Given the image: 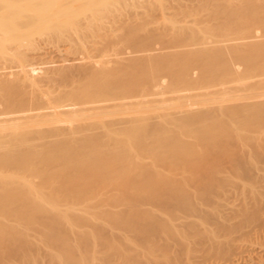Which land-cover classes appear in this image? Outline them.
I'll return each instance as SVG.
<instances>
[{
	"label": "bare ground",
	"instance_id": "1",
	"mask_svg": "<svg viewBox=\"0 0 264 264\" xmlns=\"http://www.w3.org/2000/svg\"><path fill=\"white\" fill-rule=\"evenodd\" d=\"M232 80L235 87L227 85ZM187 83L197 84L195 92L181 94ZM160 101L172 111H161ZM151 108L171 115L165 122L175 133L166 125L153 133L162 121ZM230 122H239L234 138ZM176 128L192 139L182 142ZM260 129L264 0H0V264L30 257L41 243L57 250L39 255L59 264H174L185 250L175 234L179 212L186 239L225 238V216L215 229L198 226L221 212L217 198L224 201L231 187V169L249 162L264 172V138L250 144ZM140 152L149 160L137 165ZM243 174L239 180H253ZM177 176L186 183L174 187ZM112 186L124 208L116 212H123L107 213L114 231L93 226L91 244L82 231L68 237L60 211L47 209L68 205L71 196L86 208L93 196L107 202ZM31 222L40 228L15 236ZM244 264H264V253Z\"/></svg>",
	"mask_w": 264,
	"mask_h": 264
},
{
	"label": "rangeland",
	"instance_id": "2",
	"mask_svg": "<svg viewBox=\"0 0 264 264\" xmlns=\"http://www.w3.org/2000/svg\"><path fill=\"white\" fill-rule=\"evenodd\" d=\"M257 31V32H256ZM254 33L256 32V34L258 33H260V30L258 29V30H254L253 31ZM247 33H249V32H247ZM210 40V39H209ZM208 40V41H209ZM235 81V80H234ZM234 81L232 80V82H227V85L228 86H233V85H237V83H234ZM229 83V84H228ZM190 83H187V84H185V85H183V88L185 89H182V92H181V94H183V93H185V94H192V93H194L195 91H194V88L197 86V84H196V86L194 85V84H191L190 86H188ZM226 84H225V86H227ZM189 87L188 89H187V87ZM195 86V87H194ZM235 86H233V87H235ZM186 87V88H185ZM193 88V90H191L192 88ZM199 87V86H198ZM211 88V87H210ZM213 88V87H212ZM229 88H231V87H229ZM196 89V88H195ZM198 89V88H197ZM208 89V88H207ZM208 91V90H207ZM209 91H210V89H209ZM249 90H247V92H248ZM252 91H254V90H250V92L252 93ZM241 94H242V92H240ZM245 93V92H244ZM166 95H168V97H169V95L170 94H166ZM166 95H164V96H166ZM153 97H156V98H160V97H157V96H153ZM201 98H204V97H201ZM160 102H162V101H160ZM163 104H166L167 102H162ZM163 104H161V105H163ZM157 105V104H156ZM158 106V105H157ZM159 106H160V104H159ZM158 106V107H159ZM163 106H165V109H164V107L162 108V110L160 109V108H158L159 110H161V111H163L164 113H165V110H166V108H170L167 104L166 105H163ZM166 106H168V107H166ZM160 107H162V106H160ZM164 109V110H163ZM167 109V110H168ZM152 110H154L153 108H151V110H149V111H152ZM166 110V111H167ZM148 111V112H149ZM161 111H156V110H154V113H153V111L152 112H150V115H152V114H157V115H159L158 116V119L159 120H157V121H162L161 122V124H163V126L159 123V124H157L156 122H154L155 123V126H156V129H157V127H158V129H157V131H156V129H154L153 130V133L155 134V135H159L160 133H162V131H164V130H162L163 129V127L165 128V126L164 125H166L167 127L168 126H171V129H172V124H168L167 125V123L165 122L166 120H168L169 122L170 121H172V117H171V115H169V113L167 114L166 113V115H169V119H166L165 117H168V116H165V114L163 115V113L161 112ZM168 111H172V109H169ZM148 112H145V114L146 113H148ZM171 113V112H170ZM146 115H149V114H146ZM165 119V120H164ZM226 120V119H225ZM225 120H223V121H225ZM228 120V119H227ZM230 121V120H229ZM228 121V122H229ZM168 122V123H169ZM173 122V121H172ZM171 122V123H172ZM236 123H238V124H236ZM236 123H232V122H230L229 124H230V131H231V136H232V138H234L233 137V135L235 134V132L237 133V130H238V126L237 125H239V122H236ZM161 128V130H159ZM175 129V127H173V130ZM177 129V132H176V135L178 134V137H182L183 138V140H182V142H186L187 141V139L188 140H190V138H191V136H187L185 133H183L184 135L182 136V133H181V135H179L180 134V132H182V131H180V130H178V128H176ZM167 130V129H166ZM165 130V131H166ZM260 130H262V132L260 131ZM260 130H257L256 132L254 131L253 133H252V137H253V135L255 134L256 136H254L253 137V139L251 140L252 142L250 143V144H253L255 141H259L260 139L259 138H261V139H263L264 138V130L263 129H260ZM157 133H156V132ZM173 133H175V130H174V132ZM172 134V133H171ZM172 135H174V134H172ZM236 135V134H235ZM234 135V136H235ZM187 137H189V138H187ZM257 137V138H256ZM180 138H179V140H180ZM185 138V139H184ZM232 138H229V140L230 139H232ZM192 139V138H191ZM264 140V139H263ZM263 140H261L260 142L261 143H263L264 141ZM141 141V140H140ZM181 141V140H180ZM141 143L142 142H139V145L137 144V147H138V151H139V148L141 147L140 145H141ZM264 144V143H263ZM246 148H248V147H246ZM136 150H137V148H136ZM141 151V150H140ZM140 153H142V154H138V156H136V158H135V164L137 163V165H139V163H141V164H143V163H145V162H147L149 159L147 158V156H145V153H143V152H140ZM250 153V152H249ZM145 159H144V158ZM85 159V160H84ZM83 159V161H84V163H83V165L84 166H87L88 164H90L91 163V159H89V161H90V163H88V158L86 157V158H84ZM83 161H80L81 163L83 162ZM253 165H251V163H246L244 166H239L240 167V169L241 170H239V167H236V168H233V169H231V171H230V180H233L231 183H230V185H231V187H229V189H228V191H227V193H225V195L223 196H221L222 198H224V201L223 200H221V198H217V201H219V202H222L221 204H222V206L223 207H221L222 208V210H221V214L220 213H218V214H216V215H213V216H211L210 218H208V219H206L205 220V222L203 221L201 224H199V228H201V229H215L216 228V226H217V224L219 225L222 221H224L223 219H225V217H227V221H228V223L230 224V229H231V231H230V233L228 234V236H225V238H224V236H222L221 235V237H219L220 235H217V237L214 239V241H212L213 243H209V241H205V239H203L202 241H200L198 238H196L197 240H195V237H193V239H191V238H189V240H194V241H192L191 243H190V241L188 240V239H186V237H189L190 235H188L189 234V232H188V230L187 231H185V229H186V227H184V229H183V227H182V221H183V216H184V214L183 213H178V215L180 216V218L177 220H175L174 221V225H176L177 226V228H176V231H175V234L177 235H175L176 236V238L178 239V241H181V242H183L184 241V243H185V250H184V253H183V258L181 259H179L177 262H178V264H244L245 263V260L247 259V257L250 255V254H252V255H256V254H258V255H260V254H262V253H264V172L262 171V170H257V169H255L254 167L256 166L254 163H252ZM247 165V166H246ZM73 166V165H72ZM249 166H251L250 167V170L248 171V168L247 167H249ZM74 168H75V166H74ZM73 168V169H74ZM238 168V169H237ZM243 168H246V169H243ZM172 169V168H171ZM171 169L170 168H163V169H161V172L165 175H163L164 177H171L172 176V173L173 172H171ZM43 171H45L46 172V169H45V167L42 169ZM70 170V169H69ZM235 170L237 171V173L235 172ZM245 170H247V171H245ZM252 170V171H251ZM234 173H233V172ZM243 173H251L252 172V178H253V180L251 179V177H250V179H248L246 176H248L247 174H246V176H245V178L242 180V179H240L239 180V176L241 175V174H243ZM192 171L191 170H187V171H185V174L184 175H190V173H191ZM231 173H233V174H235L234 176L233 175H231ZM168 174V175H167ZM223 175V173H220V174H218V177H221ZM245 174H243V176H244ZM19 176H22V175H19ZM250 176H251V174H250ZM178 178H176L175 180H173L172 181V185L174 186V187H178L179 185H181V183H186V181H185V179L183 178V177H185V176H177ZM182 177V178H181ZM239 177V178H238ZM249 177V176H248ZM37 178V179H36ZM186 178H187V176H186ZM241 178H243V177H241ZM247 178V180L245 181V179ZM32 180H33V182L34 183H39V178L38 177H34V179L32 178ZM38 182H37V181ZM184 180V181H183ZM234 180H235V182H234ZM248 180H251L252 182H249ZM178 181H180V182H178ZM253 181H255V182H257V184L255 183V182H253ZM175 182V183H174ZM233 182H234V184H233ZM249 182V183H248ZM215 183V182H214ZM249 184V185H248ZM248 185V186H247ZM252 185V186H251ZM254 185H256L257 186V188L254 186ZM57 186V185H56ZM66 186H69V184L68 183H62L61 184V188L63 189H65V187ZM254 186V187H253ZM57 187H59V186H57ZM233 187H234V189H233ZM67 189H69L68 187H66ZM113 188V186L111 187V188H109V192H111L110 194H111V196H109V197H111V199L109 200H107L106 199V201L107 202H109V203H111L110 205H108V203L107 202H105V198H103V196H101V195H97V196H93V197H91V198H89L87 201H86V205L88 204V206L89 205H91L90 207H87L86 208V206L84 207L83 206V204L84 203H81V204H79V201H78V199H76L78 202H76V201H73L76 197L74 196H71V198L69 197V200H68V205L66 204V203H64V202H62L63 203V205H54V207L53 206H49L47 209L49 210H52V209H58L59 211H60V214H61V216L60 217H63L62 218V225H61V227H62V229H65V228H70V231H69V229H67V231L66 232H68L69 231V235L70 236H68V237H72V239H76V237L75 236H78L79 237V233L81 232L82 234H80V235H82V236H84V237H88V238H84V239H86V242L88 243V244H91V241H93L92 239H90L89 238V236L90 235H93L94 234V231H92V229H94V227L93 226H100L101 225V227L103 226L105 229L107 228L109 231H111V230H115V229H113V228H111L110 227V224L109 223H107L106 221H108L107 219H109L110 220V218H108L110 215L109 214H107V213H113L112 215H114V214H117V213H122L121 211H117L116 212V210H120V209H122L123 208V205H121V202H118V201H121L120 200V198L119 199H117V197H116V195H118V192H117V190H113L112 189ZM236 188V189H235ZM245 188V189H244ZM255 188H256V190H255ZM252 189H253V191H252ZM135 190L136 189H131L130 191H131V193L133 192V194L134 193H137L138 192V190H136V192H135ZM260 190V191H259ZM230 191V192H229ZM245 191V192H244ZM251 192H253V193H251ZM116 194V195H115ZM139 194V193H138ZM254 194V195H253ZM73 195H75V194H73ZM115 195V196H114ZM136 195V194H135ZM102 198H101V197ZM137 196V195H136ZM113 197H116V198H113ZM119 197V196H118ZM74 198V199H73ZM100 198H101V200H100ZM108 198V197H107ZM113 199V200H112ZM116 199H117V201H116ZM225 199H226V202H225ZM99 200H100V202H99ZM70 201H73L71 204H70ZM111 201H113V202H111ZM99 202V203H98ZM118 202V203H117ZM226 203V205H225V203ZM75 203H77V204H75ZM102 203V204H101ZM224 203V204H223ZM248 203V204H247ZM65 204V205H64ZM75 204V205H74ZM100 204V205H99ZM104 204V205H103ZM252 204V205H251ZM95 207H94V206ZM97 205V206H96ZM105 205H106V207L108 208V210H110V212H105L106 210H105ZM117 205V206H116ZM70 206V207H69ZM113 206V207H112ZM141 206V209H145L146 207H148V210H150L152 213H155V214H160V211L159 210H157L155 207H153V206H151L150 204H144V205H140ZM227 208H226V207ZM255 206V207H254ZM73 207V208H72ZM86 208L85 210L86 211H84V209L83 208ZM145 207V208H144ZM246 207V208H245ZM61 208V209H60ZM110 208V209H109ZM223 208H226V209H223ZM24 209H25V207H24ZM65 209H70L71 211L72 210H75L74 212H69L68 210H65ZM80 209V210H79ZM83 209V210H82ZM87 209H90L91 211L89 212V210H87ZM124 209V208H123ZM247 209H251V210H255V211H252V212H254V213H251V211L249 210H247ZM103 210H104V212L105 213H102L103 212ZM113 212H112V211ZM242 210H244V212L246 211V216H243L245 213L242 211ZM23 211V209H20V212H22ZM68 211V212H67ZM225 211V212H224ZM247 211H248V214H247ZM76 212H77V214H76ZM88 212V213H87ZM92 212V213H91ZM100 212H101V215H99L100 214ZM116 212V213H115ZM223 212H224V214H223ZM229 212V213H228ZM19 213V212H18ZM75 213V214H74ZM249 213H251V214H254V215H249ZM81 214V215H80ZM98 214V215H97ZM103 214H107L106 216L107 217H105ZM240 214V215H239ZM242 214V215H241ZM256 214H257V216H258V219H257V217H255L256 216ZM39 215V214H38ZM37 215V216H38ZM41 215V214H40ZM109 215V216H108ZM248 215H249V217H248ZM77 216H79V217H77ZM80 216H82V217H80ZM127 216V217H126ZM129 216H131V218H132V215H129ZM128 215H123V219H128V220H126V221H129V219L130 218H128L129 217ZM163 216V218H161V220L163 219L165 222H169V220H170V216L168 215V214H163L162 215ZM182 216V217H181ZM223 216H225V217H223ZM104 218V220L102 219V218ZM223 217V218H222ZM246 217V219H244L245 221L247 220V222H243V219L242 218H245ZM247 217L249 218V219H247ZM76 218V219H75ZM86 218H88V219H86ZM252 218H255V219H252ZM106 219V220H105ZM167 219V220H166ZM132 220V219H131ZM162 220V221H163ZM239 220H240V222H239ZM79 222V223H75L76 225L73 227L72 226V228L73 229H71V225H72V223H74V222ZM81 221H83V222H81ZM179 223H178V222ZM63 222H64V224H66V225H64L63 224ZM242 222H243V224H242ZM32 223V222H31ZM178 223V224H177ZM36 224V225H35ZM77 224H79V225H77ZM105 224H106V227H105ZM14 225H17V227H18V224L17 223H14ZM13 225V226H14ZM31 225V226H30ZM74 225V224H73ZM239 225H240V227H242V228H240L239 227ZM241 225H243V226H241ZM30 228H28V229H24V228H22V230H19V231H17V233H15L16 235L15 236H18V234H19V236H21L22 234V231H23V234L24 233H26V232H28V233H30V232H32L33 233V230L34 229H37V228H40V224H37V223H32V224H29L28 225ZM32 226H34V227H36V228H34V227H32ZM112 226V225H111ZM232 226V227H231ZM239 227V229H238V227ZM33 228V229H32ZM97 227H95V229H96ZM234 228V229H233ZM236 228L238 229V230H236ZM78 229V230H77ZM180 229V230H179ZM72 230H74V231H76V232H74V235H73V233L71 232ZM108 230H106V231H108ZM21 231V232H20ZM71 232V233H70ZM186 232H188V233H186ZM32 233H30V234H32ZM77 235H76V234ZM87 236H86V235ZM186 234L188 235V236H186ZM75 237V238H74ZM77 237V238H78ZM228 237V238H227ZM230 239V240H229ZM218 240V243L216 242ZM229 240V241H228ZM203 241H205L204 243H203ZM226 242V243H225ZM227 242L229 243V245H226L227 244ZM201 243V244H200ZM208 243V244H207ZM221 243V244H220ZM231 243V244H230ZM233 243V244H232ZM207 244V245H206ZM203 245H205V246H203ZM220 245V246H219ZM224 245H226V247L228 246V247H230L231 249H230V253H228V254H224L223 253V250L224 249H226V247L224 248ZM58 248V247H57ZM45 249H46V251H45ZM57 250V249H56ZM55 248L53 249V248H50V247H46V245H43L42 243L41 244H39V246H38V248L36 247V248H34L33 250H32V252L29 254L30 255V257L29 256H26V258H16V259H12V262H14V264H59V262H56L57 261V259H51V260H49V259H47V257L46 256H44V255H39V254H41V253H39V252H42V251H45V252H49V253H51V254H55ZM173 250H169L168 252H167V255L169 256V258L171 259H173L174 257H175V255H176V251H174V253L172 252ZM186 251V252H185ZM38 252V253H37ZM189 252V253H188ZM191 252V253H190ZM42 254H44L43 252H42ZM58 255H59V253H57ZM185 254V255H184ZM189 254H191V255H189ZM173 257H172V256ZM190 256V257H192V258H190L189 259V257L188 256ZM33 256V257H32ZM49 260V261H48ZM55 262H54V261ZM166 260H162V264H169V262H165ZM180 261V262H179ZM50 262V263H49ZM177 262L176 263H174V264H177Z\"/></svg>",
	"mask_w": 264,
	"mask_h": 264
}]
</instances>
